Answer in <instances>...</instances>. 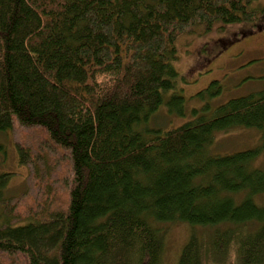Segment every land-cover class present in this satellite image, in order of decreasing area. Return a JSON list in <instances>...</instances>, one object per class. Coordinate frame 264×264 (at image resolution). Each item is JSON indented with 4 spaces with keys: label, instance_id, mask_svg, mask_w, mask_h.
I'll return each mask as SVG.
<instances>
[{
    "label": "trees",
    "instance_id": "1",
    "mask_svg": "<svg viewBox=\"0 0 264 264\" xmlns=\"http://www.w3.org/2000/svg\"><path fill=\"white\" fill-rule=\"evenodd\" d=\"M264 22L259 0H0V132L40 126L68 153L64 209L13 220L0 171V251L27 264H163L158 224L187 222L174 264H264V88L183 116L175 42L197 26ZM218 81L206 92L216 95ZM261 130L254 148L210 155L214 134ZM1 149V146H0ZM20 163L29 150L16 146ZM30 160V159H29ZM31 161V160H30ZM208 229L198 233L197 228ZM1 264V263H0Z\"/></svg>",
    "mask_w": 264,
    "mask_h": 264
},
{
    "label": "rangeland",
    "instance_id": "2",
    "mask_svg": "<svg viewBox=\"0 0 264 264\" xmlns=\"http://www.w3.org/2000/svg\"><path fill=\"white\" fill-rule=\"evenodd\" d=\"M264 6V0H259ZM211 29L197 26L193 32L179 36L175 42L178 59L173 62L179 73L176 91L184 98L183 116L171 113L165 106L152 116L149 125L175 128L197 114L210 113L231 98L264 88V22L240 24L214 23ZM218 81L219 92L209 96L206 89ZM263 132L253 127H235L216 132L207 145L210 155H226L251 149L261 143ZM0 171L12 173L7 192L12 196L14 222L24 223L33 212L64 209L67 204L71 168L68 153L53 145L40 126L13 127L0 132ZM16 146L29 150L27 163H20ZM31 161H30V160ZM264 168V152L254 162ZM264 204V194L254 196ZM36 213V212H35ZM164 243L163 264H174L176 256L190 234L187 222L158 224ZM200 234L208 229L197 228ZM1 264H27L21 253L0 251Z\"/></svg>",
    "mask_w": 264,
    "mask_h": 264
}]
</instances>
